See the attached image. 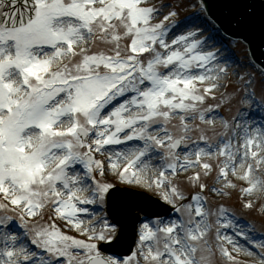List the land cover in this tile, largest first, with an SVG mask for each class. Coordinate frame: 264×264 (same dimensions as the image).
Returning a JSON list of instances; mask_svg holds the SVG:
<instances>
[{
  "label": "snow or ice",
  "instance_id": "snow-or-ice-1",
  "mask_svg": "<svg viewBox=\"0 0 264 264\" xmlns=\"http://www.w3.org/2000/svg\"><path fill=\"white\" fill-rule=\"evenodd\" d=\"M145 5L146 0H0V264H36V252L17 246V221L32 245L59 258L56 264H211L208 216L216 213L203 208L201 175L216 170L223 186L212 190L221 195L236 187L229 172L247 184L239 189L242 195L264 194V178L255 175L264 165V131H245L235 147L229 139L216 148L205 129L189 125L197 117L202 124L214 123L205 118L212 107L201 106L218 86L219 76L208 67L215 54L199 51L196 31L169 43L164 21L176 13L153 24L157 9ZM193 131L206 147L193 141L195 150L185 153L181 164L174 150ZM134 139L143 147L114 153L108 168L122 183L154 186L182 218L141 221L134 250L104 255L93 241L114 243L117 228L107 221L98 232L85 227L77 217L87 209L79 205L103 202L112 187L96 178L105 176V162L93 153ZM153 149L163 152L158 175L148 174L150 165L143 159ZM214 154L215 169L201 159ZM77 164L83 165V176L72 168ZM190 167L203 169L188 177L199 193L191 196L192 203L178 204L185 197L168 175ZM45 209L51 210V223L37 219ZM224 213L220 207L216 247L235 264L225 247L237 250L235 242L221 235V228L229 227ZM56 219L87 235V242L64 234ZM259 255L264 264V252ZM38 264L51 261L41 256Z\"/></svg>",
  "mask_w": 264,
  "mask_h": 264
},
{
  "label": "rangeland",
  "instance_id": "rangeland-1",
  "mask_svg": "<svg viewBox=\"0 0 264 264\" xmlns=\"http://www.w3.org/2000/svg\"><path fill=\"white\" fill-rule=\"evenodd\" d=\"M154 5V8L157 9V12L153 15L152 23H158L163 21L164 16L168 15L169 12H175L176 15L173 17H170L168 21H164V23L167 25V37L166 39L170 43L172 39L175 37L181 35L179 34L180 31H196L197 36L196 38L200 41L204 42L205 39L209 40L206 36V31H204L201 27V24L199 22V16H202L204 19L205 17L202 15V11L200 10L199 4L197 3V0H146L145 6H151ZM190 21H192L195 26H186ZM194 29V30H193ZM219 37L222 38V36L219 34ZM202 45V44H201ZM201 45L199 47V51H201ZM228 46L232 48L235 52V55L237 56V59L239 60L238 63L235 64V67L230 64L229 70L224 71L221 75H219L218 80L214 81L218 86L209 94V95H215L219 92L223 93V96L218 99H212L209 95L206 97L204 105L201 106V108H207L208 106L212 107L211 112L205 113L206 120L209 119L212 120L214 123L212 125L202 124L198 117L195 120H189L188 123L190 126L193 125H199L200 128L205 129V135L208 137L209 143H213L216 145V148H219L222 146L221 141H227L231 139L232 145H234V142H236V145L238 144V141L234 139L235 136L238 138V131L234 129V125L232 124V119L234 116L241 115L243 113L242 108L243 104L245 103V100L248 97L246 93L247 86H252L254 90V97L255 101H259V103L252 102V106L254 109H256L259 113L260 120L262 123H264V79L260 77L259 74L254 72L252 70V67H250V62L247 58L245 48L241 44H237L234 42H228ZM219 46L216 44L213 45V50L215 54V58L217 56H223V53L218 51ZM214 58V59H215ZM239 69V72L236 73L235 68ZM194 72L196 74L197 70L194 69ZM226 82L228 85L226 87ZM200 87H203L201 85ZM122 99V98H121ZM247 101V100H246ZM218 112H221L222 115L227 120L228 128L226 129L221 125V121L218 118ZM178 122V118H173L172 123L176 124ZM169 130L172 131L174 134H177V130L172 129L171 126H169ZM156 133L154 134L153 132ZM261 131V130H260ZM235 133V135H233ZM151 134L156 135L157 129L153 128L151 129ZM191 139H186L183 144H181L178 148V150H174L176 153V156L179 159V162L183 164L184 161V153H187L189 149L196 148V144L193 143V141H196L199 145V147H206L205 143L203 141H199V133L196 131L190 132L188 134ZM123 136V134H121ZM234 141V142H233ZM90 142V141H89ZM132 142L135 144L136 148L143 147V141L140 140H132V141H126L125 143ZM241 143V141H240ZM187 145V147H185ZM113 146V145H111ZM107 146L105 147L106 151ZM117 149V148H116ZM102 150L101 153H93V156L95 159H98V154H102L104 152ZM215 152V149H213ZM151 155V161L154 164V166H157L158 168H161L163 165V152L157 151L156 149H153L152 152L149 154ZM110 156V155H109ZM195 159V158H194ZM202 162L206 161L211 163L214 166L217 165V157L215 154L211 157L204 156L201 158ZM222 161L223 158H220ZM102 161V160H101ZM74 168L76 173H79L81 176L84 175V168L83 165L77 164L72 166ZM105 168H108L107 162H105ZM191 174H194L195 172H203V169H200L199 167H190ZM179 172V171H178ZM148 174L152 175L153 172L148 170ZM178 174V173H177ZM176 174V175H177ZM176 175H168V179L172 180L174 184L178 186L180 191L183 193V196L185 197L184 200L178 201V204H187L192 203L191 196L199 193L198 187H193L192 184L188 181L187 178L179 179L176 177ZM256 176H259L261 178H264V165L261 166V169L255 173ZM217 171L213 170L211 173H209L208 176L201 175V181L202 183L206 184V188L203 191V193H199L201 195V200L203 203V208L208 213H216V215H209L208 220L210 224H212V230L209 234V244L212 247V255H211V264H232V262L228 261L225 257L221 255L219 250L216 247L217 242L215 241V232L216 228L219 226L217 225L216 221L217 219H220L219 209L220 207H223L225 209V213L223 214V221L229 223L228 228H221V235H227L232 237V239L235 240H241V239H247L245 242V246L247 249H254L255 254H252L251 260H246L241 254L234 253V251L225 244V247L228 248L229 252L235 259V264H260V258L257 256V253L264 252V249L259 247L261 244H264V210H262V205H264V194L260 193L259 191L255 192L252 197H249L247 195H242V193L239 191L241 188L240 186H237L238 184H243L244 187H247V184L239 179L233 178L230 176V173L228 175L229 179H232L231 181L236 185L235 188H229L225 189V191L228 193L227 195H221L218 192L213 191L212 189H220L222 185V181L217 180ZM97 179H102L105 183H110L112 187H124L128 189H133L135 191L146 193L148 195L157 197L161 202L171 206L172 211L169 214V217L165 216L163 219H160L164 221L165 223L176 220L177 222L182 218V214L176 212L171 204L166 203L162 198L160 191L156 190L155 187L148 188L146 186L144 187H138V186H130L126 183H122L118 176L116 174H112L110 176H104L100 177L98 174L96 175ZM86 183L90 184L91 181H86ZM219 187V188H218ZM88 193H84V195H87ZM251 200L253 203L252 208H245L243 205L247 201ZM80 207L86 208L87 212H91V215L89 217L92 218V220L95 223L94 227L95 230L98 232L101 230V228L104 225V221H107L109 225L111 223L106 218L104 212H103V202H96L93 204H87V205H79ZM193 207H195V204H193ZM86 215L88 216V213ZM51 214L50 209L44 210V216L42 218L38 217L37 219H42L45 222L51 223V221L48 220V216ZM82 214H78V219H82ZM186 219V217H184ZM149 220H144L143 222H148ZM150 221H159V220H150ZM56 225L58 228L67 235L73 236L76 239L84 240L87 242V235H81L79 231H77L75 228L69 229L71 225H69L66 221L56 219L55 220ZM19 221H17V227L14 234H19L21 239L18 241V244H24L27 246V248L31 252L37 253V261L36 264H38L39 257H43L45 260H50L51 264H56V261L59 259L57 257H50L49 254L40 248H37L36 246L32 245L30 243V235H25V230L18 227ZM139 227V226H138ZM237 229H240V232L237 231ZM236 233H240V235H237ZM94 243H104L103 241H93ZM136 247V244H135ZM135 249V248H134ZM22 259V258H21Z\"/></svg>",
  "mask_w": 264,
  "mask_h": 264
},
{
  "label": "bare ground",
  "instance_id": "bare-ground-1",
  "mask_svg": "<svg viewBox=\"0 0 264 264\" xmlns=\"http://www.w3.org/2000/svg\"><path fill=\"white\" fill-rule=\"evenodd\" d=\"M191 25L195 26V24H193L192 21H190L188 24H186V26H191ZM187 32H189V31H187V30L186 31H180L179 34H187ZM197 36H199V34ZM201 51L204 53H208V52L213 53L214 52L213 43H211V41L205 39V41L202 42ZM229 66H230V64L224 59L223 56L222 57L217 56L211 62V64L208 65V67H211L214 69L212 75H218V76L223 73V72H218V69L223 68V69H225V71H228ZM196 70H197V73H201L204 71L203 69H196ZM246 100H245V103L243 104V108H242L243 113L241 115L234 116V118L232 119V124L234 125V129L237 130L239 133L238 138H236V141H238V144L240 143L241 137L244 135L245 131H247V133L253 134V135L257 133V130L264 131V123H262L260 120V116L258 114L259 112L253 108V106L250 104L249 100H247V101ZM209 119H210V117H209ZM153 133L155 134L156 131ZM234 145L236 146V142ZM130 148H136L135 144H133L132 142H129V143H124V144H120V145H113V146L110 145V146H107L106 151L104 150V152L102 154H98L97 156H98L99 160L107 162L109 155L113 159H115L114 153L120 152V151H125V150L130 149ZM193 151H194V149H189L188 152H193ZM184 156H185V153H184ZM190 158L192 160H195L194 159L195 156H192ZM143 159L145 160V163L150 165L148 170L153 172L152 175H158L160 168H158L157 166H154V164L152 163L153 161H151V155H148V156L144 157ZM70 171H71V169H70ZM105 171H106L105 176H110L112 174H115L109 168H105ZM239 171H240V169L238 167V172ZM229 173H230V176L233 177L231 172H229ZM190 174H191V170L189 168L187 169V171L181 169V170H179L176 177L179 179H184V178H187ZM233 178H235V177H233ZM228 179H229V177H228ZM229 180L231 181L232 179H229ZM237 186H240L241 188L244 187L243 184H238ZM138 187H141V186H138ZM252 196H255V195L253 194V195H250L249 197H252ZM111 202L113 203V209H114L115 215L117 217L124 218L127 220L133 219V216H132L133 210L131 209L130 206L127 205L125 198L123 199V194H118L116 196H112ZM118 204H120L121 207L116 206ZM87 213H88V216L86 215V213L82 214L83 224L85 227H94L96 222H94L92 220V218L89 217L91 215L90 210ZM126 224L128 225V223L126 222L124 227H126ZM71 228H72V226L69 227V229H71ZM237 231L240 232V229H237ZM233 241L235 242V247L237 250H234L232 245H228V246L234 251V253L235 254L239 253L246 260H251L252 259V253L247 250V247H245V248L243 247V245L245 246V242L247 241V239H241V240L233 239ZM17 246H19V244H17ZM249 253H251V255H249Z\"/></svg>",
  "mask_w": 264,
  "mask_h": 264
},
{
  "label": "water",
  "instance_id": "water-1",
  "mask_svg": "<svg viewBox=\"0 0 264 264\" xmlns=\"http://www.w3.org/2000/svg\"><path fill=\"white\" fill-rule=\"evenodd\" d=\"M218 4H219L218 10L221 13V15H223V17L225 19H228L232 15H235V12H236L235 8H237V7L233 6V7H228L227 8V6L224 5L221 1L219 2V1H216V0H212V3L210 4V7H213V5H218ZM214 14H216V13L214 12ZM261 22L264 24V18H262ZM263 30H264V28H257V30H256L257 32L256 33L262 32ZM117 191H118L117 189H114V190H112L109 193V195H112V196L118 195ZM116 206L121 207L120 204H118ZM136 209H139V208H136ZM113 210L114 209H112V211L109 210L110 215H111L110 217H112L114 219L113 220L114 222H116V223L119 222L122 225L123 230L120 229L118 231V234H119L118 240L115 241L114 243L109 244V245L105 246L104 248H102L101 252L103 254L111 253V254H118V255L123 256L124 254L128 253L129 250L132 248L134 227H135L136 221L138 220V216L136 214L132 213L133 219L127 220V219H124V218L117 217L115 215V212H113ZM142 212H144V211H142ZM145 213L149 214L146 211H145ZM126 222L128 223V225L126 224V227H124ZM120 244L125 245V251H123L122 245H120Z\"/></svg>",
  "mask_w": 264,
  "mask_h": 264
}]
</instances>
